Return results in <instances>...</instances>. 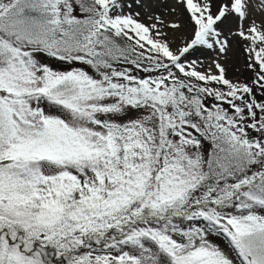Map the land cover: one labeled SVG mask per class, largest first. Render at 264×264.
Instances as JSON below:
<instances>
[{
    "label": "snow or ice",
    "instance_id": "6c2138e0",
    "mask_svg": "<svg viewBox=\"0 0 264 264\" xmlns=\"http://www.w3.org/2000/svg\"><path fill=\"white\" fill-rule=\"evenodd\" d=\"M134 2L0 0V264H264V0Z\"/></svg>",
    "mask_w": 264,
    "mask_h": 264
},
{
    "label": "rangeland",
    "instance_id": "374dc122",
    "mask_svg": "<svg viewBox=\"0 0 264 264\" xmlns=\"http://www.w3.org/2000/svg\"><path fill=\"white\" fill-rule=\"evenodd\" d=\"M124 2L132 4L133 10L142 11L140 8L137 7V4L134 2V0H124ZM151 3H152L153 7L149 11H155L157 13H164L165 15H167L170 8L179 7L176 3V0H151ZM168 18L174 19L175 16L174 15L169 16ZM258 20H259V18H258ZM144 22L145 23L148 22L146 18H145ZM203 51H204V54L202 56H200L199 59L201 61H203L205 64H208L212 61V59L215 58L216 53L213 52L212 50H206V49ZM231 55H232V59H231L230 63L234 67L229 69V77H231L233 79H236V78L242 79L243 77L241 76L240 73L243 71V62L239 58V54H238L235 46L233 48V53ZM55 63H59V62H55ZM235 69H239L240 71H236Z\"/></svg>",
    "mask_w": 264,
    "mask_h": 264
},
{
    "label": "bare ground",
    "instance_id": "6f19581e",
    "mask_svg": "<svg viewBox=\"0 0 264 264\" xmlns=\"http://www.w3.org/2000/svg\"><path fill=\"white\" fill-rule=\"evenodd\" d=\"M259 18V16H257V19Z\"/></svg>",
    "mask_w": 264,
    "mask_h": 264
}]
</instances>
